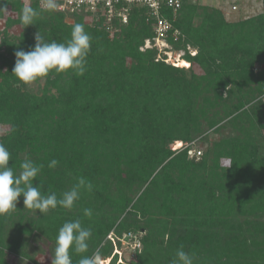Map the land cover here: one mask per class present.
I'll list each match as a JSON object with an SVG mask.
<instances>
[{"label":"trees","instance_id":"obj_1","mask_svg":"<svg viewBox=\"0 0 264 264\" xmlns=\"http://www.w3.org/2000/svg\"><path fill=\"white\" fill-rule=\"evenodd\" d=\"M182 2L163 10L173 25L166 42L190 66L167 62L156 47L141 50L156 38L143 9L128 24L86 14L70 24L40 0H0V125L9 127L0 143L10 166L19 174L25 159L42 165L34 186L58 197L79 177L93 185L71 210L43 216L25 209L21 196L16 210L0 216V264L34 261L41 240L53 255L58 230L76 219L92 230L89 254L99 249L107 264H118L115 249L128 233L142 245L129 264H171L180 247L195 264H264V0L261 14L237 21L214 6ZM25 5L41 10L27 28ZM76 23L92 38L84 75L19 84L14 53L31 50L38 30L64 43ZM192 149L202 156L191 158ZM79 258L74 253L73 264Z\"/></svg>","mask_w":264,"mask_h":264},{"label":"clouds","instance_id":"obj_2","mask_svg":"<svg viewBox=\"0 0 264 264\" xmlns=\"http://www.w3.org/2000/svg\"><path fill=\"white\" fill-rule=\"evenodd\" d=\"M59 5L56 0H41V9L49 13L55 12ZM6 7L0 5V12H5ZM41 10L25 5L20 12V22L24 28L34 26ZM35 44L29 51L18 49L15 55V64L12 75L21 85H31L37 80L47 77L51 73L64 74L72 72L83 76L87 67V58L91 50L92 38L81 23H76L70 38L64 43L49 41L38 30L34 35ZM10 152L3 143H0V216L16 210L18 199L23 197L24 208L33 210L42 216L50 210L63 208L71 210L80 200L83 192H91L93 185L84 177H79L77 182L60 197L56 193L45 194L43 185L39 182L34 186V181L41 173L42 165L35 164L30 159H25L20 164L21 171L16 174L10 166ZM58 164L55 159L48 164L54 169ZM86 217L92 216L91 209H84ZM91 228L82 225L80 219L66 221L58 230L55 238V248L51 264H73L72 255L79 254L78 264H101L102 254L99 249L89 254ZM196 257L191 252H186L183 247L177 249L171 264H195Z\"/></svg>","mask_w":264,"mask_h":264},{"label":"built area","instance_id":"obj_3","mask_svg":"<svg viewBox=\"0 0 264 264\" xmlns=\"http://www.w3.org/2000/svg\"><path fill=\"white\" fill-rule=\"evenodd\" d=\"M56 2L59 5L56 11L66 13L69 16V19H72V15L86 14L95 21H104L108 25L113 24L114 21H118L122 24H128L133 10H145L144 16H146L147 22H151L154 25L156 38L155 43L151 40H147L145 46L142 47L141 50L154 47L157 48L160 42H166V37L173 30V25L164 16L163 10L164 8H169L177 11L183 5L182 0H56ZM232 10L237 11L238 7L234 5ZM176 34H178V32H176L175 35ZM193 52L194 51H191L192 54ZM180 147V145H177L174 149L177 150ZM202 154V150L197 149H192L189 152L191 158H199ZM113 235L114 234L112 233L108 239L112 240L116 245ZM127 235H125V238H129L131 240L136 250L142 247L141 242L136 235L133 233ZM114 254L121 255L119 248L116 247ZM119 261L120 262L118 264H124L121 257Z\"/></svg>","mask_w":264,"mask_h":264},{"label":"rangeland","instance_id":"obj_4","mask_svg":"<svg viewBox=\"0 0 264 264\" xmlns=\"http://www.w3.org/2000/svg\"><path fill=\"white\" fill-rule=\"evenodd\" d=\"M196 3H202V4H207L208 6L216 7L219 8L225 13H229V15H226L227 18L230 21H237L240 19H248L254 16H257L263 12V3L262 0H191ZM237 4L238 6V11H232V7ZM8 15L12 16V18H17L18 14L13 11H8L6 17ZM5 19L0 20V30L3 29L4 24H5ZM74 20L72 19H67V22L72 24ZM14 31L18 32L17 29H14ZM157 49L159 52L168 57L167 62H176L177 65L179 66H190V64L186 61L180 60V57L184 54V52H181L179 54L171 52L172 48L169 44L166 42H160L158 44ZM192 51V50H191ZM194 51V50H193ZM162 54V55H163ZM161 55V56H162ZM192 55H195V51L193 52ZM34 84L29 85V87L34 88ZM9 131L8 126H1L0 125V136L3 135L4 133ZM218 136H213L212 140H218ZM224 165H227L228 162L226 160L222 161ZM130 234V233H128ZM134 234V233H133ZM145 233H141L143 236ZM128 236V235H127ZM115 242H117V238L115 235H113ZM121 242V247H119V250L121 251V255H118L119 259L123 260L124 264L127 263L129 264L130 261H132L135 258L136 254V248L134 244L131 242V240L128 238H125V235L122 237L120 240ZM36 254H34V261L30 260H23L19 259L17 257L11 258V262L15 264H50L51 258H52V253H51V248L50 245H48L45 241L41 240L37 246V249H35ZM120 261L118 260V263ZM101 264H107L106 260L101 259Z\"/></svg>","mask_w":264,"mask_h":264},{"label":"crops","instance_id":"obj_5","mask_svg":"<svg viewBox=\"0 0 264 264\" xmlns=\"http://www.w3.org/2000/svg\"><path fill=\"white\" fill-rule=\"evenodd\" d=\"M236 6H238L237 4H235ZM225 12V11H224ZM226 14V13H225ZM226 15H229L230 16V14L229 13H227Z\"/></svg>","mask_w":264,"mask_h":264}]
</instances>
